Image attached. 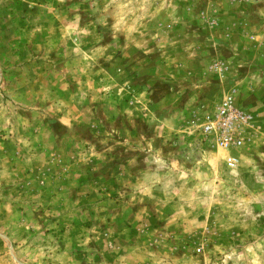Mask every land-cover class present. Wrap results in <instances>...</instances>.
<instances>
[{"label":"rangeland","instance_id":"1","mask_svg":"<svg viewBox=\"0 0 264 264\" xmlns=\"http://www.w3.org/2000/svg\"><path fill=\"white\" fill-rule=\"evenodd\" d=\"M0 264H264V0H0Z\"/></svg>","mask_w":264,"mask_h":264},{"label":"built area","instance_id":"2","mask_svg":"<svg viewBox=\"0 0 264 264\" xmlns=\"http://www.w3.org/2000/svg\"><path fill=\"white\" fill-rule=\"evenodd\" d=\"M253 126L252 113L237 107L233 94L229 93L218 102L212 113L205 116L199 131L206 142L224 150L225 165L234 169L240 162L235 151L250 140Z\"/></svg>","mask_w":264,"mask_h":264},{"label":"crops","instance_id":"3","mask_svg":"<svg viewBox=\"0 0 264 264\" xmlns=\"http://www.w3.org/2000/svg\"><path fill=\"white\" fill-rule=\"evenodd\" d=\"M235 104L237 105V107H239V108H241V109H243V110H246V111H249L250 113H251V108H250V106L248 105V104H244V103H241V102H238V101H236L235 100ZM247 143V142H246ZM245 143V144H246ZM244 147V146H243ZM242 147V148H243ZM241 149V148H240ZM240 149H238V150H236L235 152L236 153H238V155H239V153H240Z\"/></svg>","mask_w":264,"mask_h":264}]
</instances>
